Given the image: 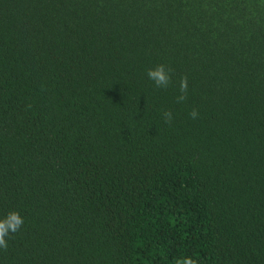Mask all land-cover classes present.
<instances>
[{
    "label": "trees",
    "instance_id": "trees-1",
    "mask_svg": "<svg viewBox=\"0 0 264 264\" xmlns=\"http://www.w3.org/2000/svg\"><path fill=\"white\" fill-rule=\"evenodd\" d=\"M9 211L0 264H264V0H0Z\"/></svg>",
    "mask_w": 264,
    "mask_h": 264
},
{
    "label": "clouds",
    "instance_id": "clouds-1",
    "mask_svg": "<svg viewBox=\"0 0 264 264\" xmlns=\"http://www.w3.org/2000/svg\"><path fill=\"white\" fill-rule=\"evenodd\" d=\"M172 69L164 64L156 65L154 68L147 69L146 75L157 88H167L171 80ZM187 77H181L179 82L180 95L177 96V102L182 103L187 99ZM189 116L193 119L197 118L198 112L193 109ZM165 122H171L172 113L170 111L164 112ZM24 224V220L17 211H9L3 218H0V248L7 250L8 244L5 237L10 233H16ZM176 264H197V261L192 258H184L182 261L177 260Z\"/></svg>",
    "mask_w": 264,
    "mask_h": 264
}]
</instances>
